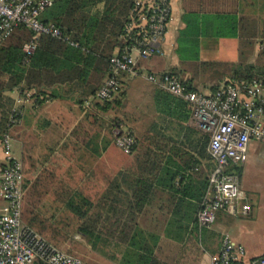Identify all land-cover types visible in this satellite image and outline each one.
I'll return each mask as SVG.
<instances>
[{
  "label": "trees",
  "instance_id": "obj_1",
  "mask_svg": "<svg viewBox=\"0 0 264 264\" xmlns=\"http://www.w3.org/2000/svg\"><path fill=\"white\" fill-rule=\"evenodd\" d=\"M132 1L54 2L41 14V21L56 25L63 38L67 37L74 45L63 39L42 36L33 53L27 55L22 48L33 39V32L25 26L15 28L0 43V140L8 131L10 116L15 112L13 109L18 110L14 108V99L8 95L13 90H18L20 96L33 90L31 96L39 103L50 99L44 96L42 90L54 86L77 89L81 91L82 97L94 98L108 72V61L114 50H121L125 46L124 27ZM214 19L215 22L221 23L218 27L221 31L229 19L231 30L236 29L234 17L218 15ZM231 30L219 36H232L234 31ZM199 38L200 35H193L189 28L180 32L176 49L179 68L170 71L188 90L198 91L199 85L205 86L206 82L213 80L220 71H228V80L264 78V68L253 65L233 67L226 63L201 62ZM217 85L210 86V91ZM124 97L125 93L120 91L113 100L93 101V106L105 112L113 104L121 107ZM153 99L156 110L164 118L190 122L191 109L184 100L159 89L155 90ZM190 127V133L199 134V130L191 125ZM81 132L83 127L79 123L72 136L84 143L86 140L80 135ZM198 136L199 150L204 152L208 136ZM136 149L137 146L134 151ZM138 152L140 154L136 171H157L165 174L166 179L158 178L153 182L180 195L170 213L169 227L164 232L173 243H159L158 237L138 225L146 216L143 208L149 201L152 189V182L139 176L123 178L122 190L119 186L112 185L95 201L79 192L65 189L55 193L57 200L78 220L77 231L86 238L90 249L110 260L120 264H202V252L192 234L197 227L196 216L208 186L206 169L199 167L196 161H190L186 166L175 165L169 168L170 162L164 157V148L140 147ZM194 168L197 169L194 174L201 175L200 180L196 182L192 175L186 176ZM207 169H210V164ZM38 182L36 179L31 190L38 187ZM185 200L193 202L185 204ZM182 221L186 222L185 226L179 225ZM189 225H193V228L190 229ZM182 256L185 262L179 263L178 259Z\"/></svg>",
  "mask_w": 264,
  "mask_h": 264
},
{
  "label": "crops",
  "instance_id": "obj_2",
  "mask_svg": "<svg viewBox=\"0 0 264 264\" xmlns=\"http://www.w3.org/2000/svg\"><path fill=\"white\" fill-rule=\"evenodd\" d=\"M171 12V19L162 43L163 54L148 60H139L136 76L126 73L120 75L121 91L125 93V97V87L133 79L141 77L147 81L146 74L159 75L179 68L176 55L177 39L180 32L186 28H189L193 35H200L199 59L201 62L226 63L233 67L253 65L264 68V50L260 49V43L264 41V0H171ZM218 15L234 17L236 29L231 30L229 19L227 23H224L223 31L219 30L221 23L215 22L214 19ZM230 30L234 31L232 36H219ZM118 51L120 50L115 49L113 54ZM227 75L228 71L218 72V75L213 80H208L205 86L199 85L198 91H210V86L213 84L219 85L228 80ZM107 76L108 72L103 81ZM147 82L152 88L150 91L153 103V112L148 115V118H145L144 114L126 115L122 112V107H112L115 109L112 111H110L111 108L109 109L112 116L117 119V124L133 134L137 141V149L130 155H124L117 148L106 143L103 146L104 150L97 152L91 149L87 153L92 157L98 156L103 167L105 182L102 193L112 185L119 186L122 190L124 188L123 178L139 176L152 182L150 183L152 189L149 201L143 208L146 216L138 222V225L158 237L159 243H173L174 241L166 237L164 232L169 227L170 213L180 195L153 182L158 178L166 179L165 174L157 171L139 173L136 171L140 154L138 149L140 147L164 148V157L170 162L169 168L175 165L186 166L188 162L196 161L199 167L206 169L208 176L213 163L207 153L208 143L204 152L199 150L198 135H203V133L198 131V135H193L194 133L189 132L191 128L189 121L178 122L164 118L158 113L153 98L155 90L159 88ZM28 92L31 95L34 93L33 90ZM42 92L44 96L50 98L42 103L35 102L32 96H20L18 90L8 93L14 99V108L20 113L19 122L8 128L7 135L9 141L12 142L13 157L22 164L25 192L32 185V181L40 177L41 172L50 177L56 175L53 167L57 163H62L60 157L65 155L62 156L60 151L66 147L65 141H68L67 145L72 141L73 144L88 149V141L83 143L72 136L78 124H84L82 121L84 117L92 119V117H102L108 113V110L104 112L93 106L95 104L93 101L96 100L82 97L81 91L77 89L54 86L43 89ZM15 151L19 152V156L15 154ZM71 153L68 152V155L70 156ZM156 153L159 154V152ZM92 157L86 160L90 161ZM2 158L0 145V161ZM69 160L78 161L73 158ZM209 164L210 169L208 170ZM36 166L38 168L34 175L33 171ZM231 171L237 176L239 187L244 194V200L241 203L250 207V214H242L238 205L231 212L217 211L210 227L199 228L197 226L195 228L192 235L202 252V264H211V257L219 252L221 240L225 236L235 246L244 249V255L241 258L243 264L264 255V144L250 141L246 160L232 168ZM196 172L197 169L194 168L186 176L192 175L195 182L199 181L201 175L194 174ZM192 202L193 200H185V204ZM4 205L0 202V211ZM179 225L185 226L186 222L182 221ZM189 227L192 229L193 225Z\"/></svg>",
  "mask_w": 264,
  "mask_h": 264
},
{
  "label": "built area",
  "instance_id": "obj_3",
  "mask_svg": "<svg viewBox=\"0 0 264 264\" xmlns=\"http://www.w3.org/2000/svg\"><path fill=\"white\" fill-rule=\"evenodd\" d=\"M58 0H0V43L18 26L33 32V39L23 46L31 55L42 36L63 39L60 29L41 21V14ZM171 0H133L124 27L125 46L108 61V76L95 93L98 102L113 100L121 91V74L137 75L139 60L163 54L162 43L171 19ZM264 50V41L260 43ZM145 78L161 91L187 102L191 108L190 124L208 136L207 153L213 163L208 176L206 194L196 216L199 228H208L217 211L250 214V207L241 203L244 194L232 168L244 162L250 141L264 144V78L226 80L213 91L188 90L170 72L146 74ZM31 96L30 92L24 94ZM10 116L9 127L20 120L19 110ZM114 145L124 155L137 146L134 136L116 123L111 129ZM3 158L0 161V264H84L66 254L32 229L22 224L24 175L22 164L11 152L9 137L0 140ZM244 249L225 236L211 264H243ZM247 264H264V255Z\"/></svg>",
  "mask_w": 264,
  "mask_h": 264
},
{
  "label": "rangeland",
  "instance_id": "obj_4",
  "mask_svg": "<svg viewBox=\"0 0 264 264\" xmlns=\"http://www.w3.org/2000/svg\"><path fill=\"white\" fill-rule=\"evenodd\" d=\"M150 89H152L151 85L141 77L130 81L125 87L126 97L123 106H121L122 112L134 116L144 114L145 118H148V115L153 112ZM112 107L115 108V105L110 106V111L115 110ZM110 111L108 109V113L102 117H92V119L84 117L82 119L84 133L81 132L80 135L89 142L88 149L79 147L72 141H70L72 144L69 142L67 145L68 141H65L66 147L60 151L62 156L65 155L60 157L62 163H57L53 167L56 175L50 177L41 172L40 177L36 178L39 181L38 187L35 190H31L32 185L27 188L23 219L21 215L22 224L32 229L47 243L76 257L84 264L120 263L90 249L86 238L77 231L78 220L57 200L55 193H60L63 189L76 191L92 201L102 194L105 182L103 167L98 156L92 157L87 151H91V149L97 150V152L102 151L106 143L115 147L111 129L116 125L117 119L112 116ZM10 144L11 150H13L12 142ZM68 152H72L70 156ZM18 153L15 151L17 156H19ZM90 157H92L90 161L86 160ZM70 158L78 159V161L72 162L69 160ZM37 168L38 166L33 171L34 175ZM36 179L32 181V184ZM178 262L184 263L185 258L182 256Z\"/></svg>",
  "mask_w": 264,
  "mask_h": 264
}]
</instances>
